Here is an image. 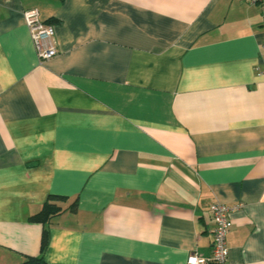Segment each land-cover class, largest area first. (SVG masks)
<instances>
[{
	"label": "crops",
	"instance_id": "0c3cea01",
	"mask_svg": "<svg viewBox=\"0 0 264 264\" xmlns=\"http://www.w3.org/2000/svg\"><path fill=\"white\" fill-rule=\"evenodd\" d=\"M263 42L245 0H0V264L38 258L44 227L41 264H185L214 202L229 263L264 264ZM49 195L63 211L31 221Z\"/></svg>",
	"mask_w": 264,
	"mask_h": 264
},
{
	"label": "built area",
	"instance_id": "2783aa9c",
	"mask_svg": "<svg viewBox=\"0 0 264 264\" xmlns=\"http://www.w3.org/2000/svg\"><path fill=\"white\" fill-rule=\"evenodd\" d=\"M250 4L261 6L262 21L264 22V0H245ZM24 23L29 31L38 61L44 62L57 53L54 27L40 19L37 9L22 11ZM264 59V42H263ZM213 223L210 253L201 256L196 252L190 253L185 264H230L228 261L227 234L231 228L230 212L232 207L214 202L209 206Z\"/></svg>",
	"mask_w": 264,
	"mask_h": 264
},
{
	"label": "trees",
	"instance_id": "16d2710c",
	"mask_svg": "<svg viewBox=\"0 0 264 264\" xmlns=\"http://www.w3.org/2000/svg\"><path fill=\"white\" fill-rule=\"evenodd\" d=\"M66 200V197L59 196V195H49L42 205L41 209L30 217L31 221L40 222L42 224L48 223L51 218L59 215L63 209L57 204L59 201ZM76 201L72 202L67 209L70 211L76 210ZM48 244V228L44 227L42 230L41 235V242H40V256L38 258H28L22 264H28L31 262H37V264H41L42 261V254Z\"/></svg>",
	"mask_w": 264,
	"mask_h": 264
}]
</instances>
